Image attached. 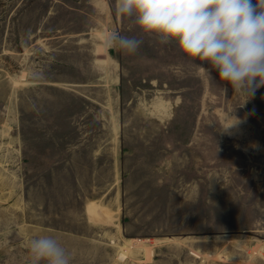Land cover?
<instances>
[{"label":"rangeland","instance_id":"obj_1","mask_svg":"<svg viewBox=\"0 0 264 264\" xmlns=\"http://www.w3.org/2000/svg\"><path fill=\"white\" fill-rule=\"evenodd\" d=\"M114 3L0 0V264L40 235L72 264H264V87L241 106Z\"/></svg>","mask_w":264,"mask_h":264},{"label":"clouds","instance_id":"obj_2","mask_svg":"<svg viewBox=\"0 0 264 264\" xmlns=\"http://www.w3.org/2000/svg\"><path fill=\"white\" fill-rule=\"evenodd\" d=\"M114 13L160 45L175 43L209 76L218 72L219 80L243 98L241 106L264 87V0H115ZM142 43L115 30L103 38L105 47L129 56ZM237 122L234 117L221 128ZM24 264H72V255L55 236L40 235L27 242Z\"/></svg>","mask_w":264,"mask_h":264},{"label":"bare ground","instance_id":"obj_3","mask_svg":"<svg viewBox=\"0 0 264 264\" xmlns=\"http://www.w3.org/2000/svg\"><path fill=\"white\" fill-rule=\"evenodd\" d=\"M138 242H141V241H138ZM121 257H122V255H121Z\"/></svg>","mask_w":264,"mask_h":264}]
</instances>
